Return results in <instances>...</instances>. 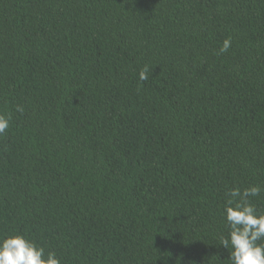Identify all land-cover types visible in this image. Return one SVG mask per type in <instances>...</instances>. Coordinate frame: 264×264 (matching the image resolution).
Here are the masks:
<instances>
[{"label": "trees", "instance_id": "1", "mask_svg": "<svg viewBox=\"0 0 264 264\" xmlns=\"http://www.w3.org/2000/svg\"><path fill=\"white\" fill-rule=\"evenodd\" d=\"M0 112V236L230 264L226 192L264 188V0H0Z\"/></svg>", "mask_w": 264, "mask_h": 264}, {"label": "clouds", "instance_id": "2", "mask_svg": "<svg viewBox=\"0 0 264 264\" xmlns=\"http://www.w3.org/2000/svg\"><path fill=\"white\" fill-rule=\"evenodd\" d=\"M231 40L225 39L217 54L226 53ZM152 69L145 65L139 71L142 81L149 79ZM23 113L22 105L15 106ZM11 116L0 112V136L10 128ZM264 192L258 184L229 188L225 196L224 215L228 234L220 237V245L229 250L230 264H264V211H258L252 199ZM0 264H61L54 251L46 249L22 233L0 236Z\"/></svg>", "mask_w": 264, "mask_h": 264}]
</instances>
